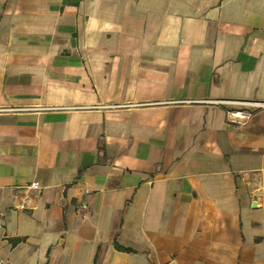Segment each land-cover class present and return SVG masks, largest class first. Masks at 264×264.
I'll return each instance as SVG.
<instances>
[{
	"label": "crops",
	"instance_id": "1",
	"mask_svg": "<svg viewBox=\"0 0 264 264\" xmlns=\"http://www.w3.org/2000/svg\"><path fill=\"white\" fill-rule=\"evenodd\" d=\"M215 100L264 101V0H0V259L264 264V110Z\"/></svg>",
	"mask_w": 264,
	"mask_h": 264
},
{
	"label": "built area",
	"instance_id": "2",
	"mask_svg": "<svg viewBox=\"0 0 264 264\" xmlns=\"http://www.w3.org/2000/svg\"><path fill=\"white\" fill-rule=\"evenodd\" d=\"M217 104L236 105L238 107H230L226 110L227 118L234 123H245L257 110H264V101H236V100H215L211 101ZM3 213L0 211V219ZM0 264H8L0 259Z\"/></svg>",
	"mask_w": 264,
	"mask_h": 264
},
{
	"label": "trees",
	"instance_id": "3",
	"mask_svg": "<svg viewBox=\"0 0 264 264\" xmlns=\"http://www.w3.org/2000/svg\"><path fill=\"white\" fill-rule=\"evenodd\" d=\"M118 249L120 250H125V251H131V249L129 248H126V247H122V246H119V245H116Z\"/></svg>",
	"mask_w": 264,
	"mask_h": 264
},
{
	"label": "water",
	"instance_id": "4",
	"mask_svg": "<svg viewBox=\"0 0 264 264\" xmlns=\"http://www.w3.org/2000/svg\"><path fill=\"white\" fill-rule=\"evenodd\" d=\"M252 207H255V203L252 204Z\"/></svg>",
	"mask_w": 264,
	"mask_h": 264
}]
</instances>
